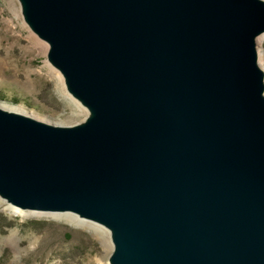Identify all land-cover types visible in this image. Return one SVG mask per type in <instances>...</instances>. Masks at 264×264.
Instances as JSON below:
<instances>
[{
	"label": "water",
	"instance_id": "water-1",
	"mask_svg": "<svg viewBox=\"0 0 264 264\" xmlns=\"http://www.w3.org/2000/svg\"><path fill=\"white\" fill-rule=\"evenodd\" d=\"M68 91L0 107V197L112 230L111 264H264V0H20Z\"/></svg>",
	"mask_w": 264,
	"mask_h": 264
},
{
	"label": "rangeland",
	"instance_id": "rangeland-1",
	"mask_svg": "<svg viewBox=\"0 0 264 264\" xmlns=\"http://www.w3.org/2000/svg\"><path fill=\"white\" fill-rule=\"evenodd\" d=\"M256 44L264 68V39ZM49 47L26 22L19 0H0V102L53 124L82 122L88 111L65 94ZM108 243L67 219L19 213L0 197V264H109Z\"/></svg>",
	"mask_w": 264,
	"mask_h": 264
},
{
	"label": "bare ground",
	"instance_id": "bare-ground-1",
	"mask_svg": "<svg viewBox=\"0 0 264 264\" xmlns=\"http://www.w3.org/2000/svg\"><path fill=\"white\" fill-rule=\"evenodd\" d=\"M20 1V0H19ZM21 4V2H20ZM21 9L23 11V8H22V4H21ZM35 33V32H34ZM36 34V33H35ZM38 36V35H37ZM39 37V36H38ZM40 38V37H39ZM42 39V38H41ZM264 39V32L262 34H260L257 39H256V43H260V41ZM45 44V43H44ZM46 45V44H45ZM258 55H261L259 54L258 52ZM261 57V56H260ZM261 59L262 58H259V63L261 62ZM1 62H2V58H0ZM260 66L263 68V66L261 65L260 63ZM56 68V67H55ZM264 69V68H263ZM59 70V69H58ZM60 71V70H59ZM58 78V81L60 82V84L62 85L63 84V87H64V91L66 92L65 94L70 97L72 100H76L77 102H79L81 105H83L78 99H76L67 89L66 87V83H65V78H64V75L62 74V72H58V71H55L54 72ZM62 88V86H61ZM75 102V101H74ZM84 106V105H83ZM0 107L6 109V110H10V111H15V112H20V110L18 108H15V107H12V106H9L5 103H1L0 102ZM87 109V116L88 117L90 115V111L89 109L86 107ZM23 113V112H22ZM3 200V199H2ZM8 206L19 211V213H23L24 215H29V214H46V215H52V216H56V217H60V218H64V219H67L71 222H73L74 224L76 225H79V226H83L85 228H89V229H93L95 230V232L101 236H104L107 241H109L110 239V245L108 243V246L107 248L110 249L111 247L113 248L114 247V243H113V239H112V230L107 227L106 225L98 222V221H95L93 219H90V218H86V217H82L80 216L79 214L75 213V212H70V211H64V212H51L50 211H44V210H33V209H20L18 208L19 206H16V205H12L10 203H8ZM109 237V239H108ZM108 263L111 264V262L109 261V258H108Z\"/></svg>",
	"mask_w": 264,
	"mask_h": 264
}]
</instances>
